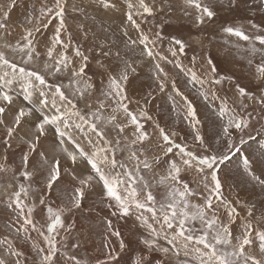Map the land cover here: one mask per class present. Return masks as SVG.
I'll use <instances>...</instances> for the list:
<instances>
[{"label": "snow or ice", "instance_id": "obj_1", "mask_svg": "<svg viewBox=\"0 0 264 264\" xmlns=\"http://www.w3.org/2000/svg\"><path fill=\"white\" fill-rule=\"evenodd\" d=\"M157 2L161 7H157ZM182 2L184 15L192 16V10H194V21L197 24L203 25L217 15L216 10L203 0H182ZM240 2L241 0H227L226 6L229 9L236 8ZM243 2L247 4L248 0H243ZM100 3L108 9L117 7L116 0H100ZM16 4L17 0H8L6 5H0V31H8L10 13ZM252 4L258 10L264 11V0H252ZM166 7H170V4L165 5V0H150V2L148 0H126V20L140 34L137 39L129 37L125 47L142 46L141 56L152 60L157 58L167 60L166 56L154 51L157 41L163 39L161 32L156 31L152 36L145 34L141 31L136 19L137 17L141 20L153 17L165 11ZM65 11L66 0H45L38 15L29 14L26 17L29 26L24 27L16 44H6L5 47L12 52L26 56L25 63L32 61L35 56L39 55L36 34L46 29L53 19H57L59 23L55 28L51 43L45 45L46 55L51 63L45 62L44 69L50 74L67 70L70 73L68 87L72 89V95L83 100L85 108L90 111L82 113L77 103L66 94L64 87L59 84H50L40 71L18 66L6 56L4 51H0V127L4 129L0 144L6 151L12 149V141L20 130L26 124L31 125V130H25L24 135L20 136V141L26 145V150L21 155L19 176L30 181L36 175L35 170H29L30 157L36 153L41 137L47 136L51 130L57 139L58 152L69 162V167L62 169L59 158L49 161L45 153L40 152V167L47 166L45 190L51 191L54 185L63 179L62 172L68 173L69 183L72 184L68 211L73 208L79 209L85 198V190L96 184L102 187L107 201L106 207L113 209L112 216L128 217L139 213L136 219L146 229L147 235L140 237L139 243L143 245L142 255L137 256L134 264H153V261L148 258L151 253H159L167 258H157L155 264H171L173 258L176 264H264V214L258 218L255 214L256 206L245 204L243 211L246 216L243 231L238 237L235 236L232 226L240 216V211L235 206L240 201L234 202L223 197V185L216 168L217 164H222L229 159V153L234 148L239 152V148L233 142V135L234 132L243 133L250 127L251 113L242 115L230 110L227 104L220 105L215 115L223 123L215 141L218 147L213 148L205 142V138L197 129L201 121L195 106L180 90L176 81L169 79V73L165 68L157 62L152 72L157 90L164 93L170 87L171 92L167 94V98L171 102L173 112H176L178 108L175 97L180 98L182 102L179 105L180 115L195 130L193 142L201 149V152L197 153L186 144L177 143L174 139L176 133L167 132L159 123L155 124L153 133H149L145 128V123L142 122L153 119L147 109L140 107L137 111H133L129 108L131 101L126 86L130 75L136 72V67L132 61L122 57L119 50L113 53L111 49H101L103 57L109 58L114 55L119 64L116 69H113L111 64L106 65L97 60L102 70L101 75L107 78V85L101 91L100 96L95 98L96 107L93 109L90 100L91 89L94 85L84 79L89 69V57L84 55L79 47H76L73 52L74 56L79 58L77 64L67 54L71 35L69 34L68 41L62 39L61 36V33L66 30ZM251 27L256 28L257 25L252 24ZM223 31L241 41L250 42L255 39L261 46H264V34L252 37L245 34L242 28L234 26L225 27ZM123 34L127 37L128 31L125 30ZM171 44L169 51L172 56H176L177 51L183 53L186 48L185 43L175 37L172 38ZM257 52L264 57V47L258 49L253 44L250 53L255 55ZM193 62H195V57H193ZM248 63L251 65L252 60L249 59ZM207 64L208 72L213 77L212 82L221 84L226 77L215 78L217 73L215 64L211 59L207 60ZM176 67L190 77L188 83L201 85L205 83L195 71H185L180 64ZM256 73L264 83V58L256 65ZM17 81L20 82L21 89L18 93L13 89V84ZM235 87L239 97L245 100H255L264 109V95L257 98L244 87L239 85ZM34 92L39 93L35 101L33 100ZM200 95L205 101L208 100L207 93L201 92ZM20 96L23 101L27 102L26 105L16 103ZM137 104H139L138 101ZM244 107L246 109L247 105ZM106 108L111 109L107 117L103 114ZM34 116L35 120H31L30 118ZM108 125H111V129L106 131ZM129 127L132 128L131 137L127 135ZM111 130L116 131V138L109 137ZM157 130L159 141L153 146L152 137ZM121 138L124 141L123 146ZM243 142L241 137L240 143ZM219 146L225 148L226 151H220ZM125 150L128 152L127 159L136 162L131 169L126 163L118 160L116 155L117 151ZM149 153L152 155L149 156ZM161 153L164 157L172 154L173 158L163 160ZM175 157H179V160ZM162 164L166 165L163 174L156 173L155 167ZM243 164L246 168L249 166L250 161L247 156L243 157ZM81 165L83 168L80 167ZM6 170L4 165L0 164V172ZM142 171L151 172L154 176L158 175L159 178L155 180V184L165 187L164 198L159 204L151 190L154 184L141 174ZM187 172H192L198 182L203 184L201 192L194 191L189 183L182 179L181 173ZM253 181L258 183L264 191V175L254 176ZM28 194V188L20 184L19 190L14 191L9 197L8 206L13 207L14 205L15 210H18L13 226L19 225L16 228L18 234L27 233L31 229L43 238V244L47 247L36 242L31 244L32 250L40 257L36 264H59L58 241L56 236L51 234L55 232L59 235L58 228H64L61 213L65 209L64 207L54 209L46 206L50 223L47 225L46 232L40 231L33 219L34 206L25 204L21 198L22 195L27 198ZM198 197L199 202H193ZM39 203L45 205L46 202L41 197ZM262 207H264V202H262ZM221 209H223L222 212ZM196 222L200 225L199 234H195L193 228L189 227L190 224ZM70 228L71 226L65 231H70ZM107 230L117 238L121 235L118 230L113 229L111 220L107 221ZM163 242H166L167 246ZM0 245H6L3 250L6 255H0V264H21L20 257L24 253L11 240L0 239ZM79 246L78 243L72 244L73 248ZM105 247L108 248L109 244L105 243ZM124 248L125 243L123 239H120V251ZM11 257L16 259L13 261ZM67 260L72 264H81V260L75 255L67 256ZM118 261L119 254L115 249H111L107 253V259L98 261L97 264H112Z\"/></svg>", "mask_w": 264, "mask_h": 264}, {"label": "rangeland", "instance_id": "obj_2", "mask_svg": "<svg viewBox=\"0 0 264 264\" xmlns=\"http://www.w3.org/2000/svg\"><path fill=\"white\" fill-rule=\"evenodd\" d=\"M7 2L8 0H0V5H6ZM203 2L213 7L217 12L213 20L206 21L203 25L195 23L194 10H192V16L184 15L182 0H165V5L170 4V7H166L165 11L153 17H146L143 20L139 17L136 18L141 31L145 34L152 36L156 31L161 32L163 39L157 41L154 51L166 56L167 60H159V58L152 60L146 56H141L142 46L125 47L129 37L137 39L140 34L126 20V0H116L117 7L112 9L104 8L100 0H66V30L61 33V36L62 39L68 41L69 34L71 35L70 48L67 54L77 64L79 58L75 57L73 52L76 47H79L84 55L89 57V69L86 71L84 79L94 85L91 89L92 97L90 100L93 109L96 107L95 98L100 96L101 91L107 85V78L105 75H101L102 70L99 68L97 60L106 65L111 64L113 69H116L119 64L114 55L109 58L103 57L101 49H111L113 53L119 50L121 56L132 61L136 67V72L130 75L129 83L126 86L131 101L129 108L133 111H137L140 107L147 109L153 119L142 122L145 123V128L149 133H153L155 124L159 123L167 132L174 131L176 133L174 139L177 143L186 144L197 153H200L201 149L196 147L193 142L195 130L180 115L179 105L182 103L180 98L175 97L178 108L176 112H173L171 102L167 98V94L171 92L170 87L164 93L157 90V85L152 77L155 63L158 62L165 68L169 73V79H174L180 90L191 100L201 121L197 125V129L205 138V142L212 145L213 148L218 147L215 141L223 123L215 115L220 105L227 104L230 110L242 115L251 113L250 127L245 129L243 133L234 132L233 135V142L239 148V152L234 148L229 153L228 160L216 165L218 176L223 185V197L234 202L240 201L239 204L235 205L240 211V216L232 226L234 235L238 237L243 231V222L246 216L243 211L245 204L256 206L255 214L258 218L264 214V207H262L264 191L261 190L258 183L253 181L254 176L264 175V109L255 100H245L239 97L235 86L244 87L257 98L264 95V83L261 82L256 73V65L261 63L264 57L260 52L255 55L250 53L253 44L258 49L264 46H261L255 39L250 42L241 41L237 37L225 33L223 29L225 27H239L245 31V34L252 37L257 34H264V11L258 10L252 4V0H248L247 4L241 0L239 6L232 9L226 6L227 0H223V3H221V0H203ZM43 3H45V0H17L16 6L10 13L8 31H0V51H4L6 56L17 63L18 66L25 67L28 70L40 71L50 84H59L64 87L66 94L77 103V107L82 113L90 111L85 108L83 100L72 95V89L68 87L70 73L67 70L50 74L44 69L45 62L51 63L46 55L45 45L51 43L55 28L59 23L57 19H53L46 29H42L39 34H36L39 55L35 56L32 61L25 63L26 56L12 52L5 47L6 44H16L24 31V27L29 26L26 17L29 14L38 15ZM157 7H161L159 2H157ZM252 24L257 25V27L252 28ZM125 30L128 31L127 37L123 34ZM173 37L182 40L186 45L184 52L177 51L176 56H172L169 51V48L172 47ZM193 57H195V62H193ZM208 59H211L217 68L215 78L226 77L221 84L212 82L213 77L208 72ZM249 59L252 60L251 65L248 63ZM177 64H180L185 71H195L205 83L203 85L188 83L190 77L181 72L176 67ZM13 89L17 93L21 91L19 81L13 84ZM201 92L208 94L207 101L200 95ZM149 93H151V96H149ZM213 93H215V96H213ZM38 94V92H34V101ZM137 101L139 104H137ZM16 103L27 104L26 101H23L22 96L17 98ZM245 105H247L246 109ZM110 112V108L103 110L105 117ZM30 119L35 120V116ZM101 123L103 124V122ZM110 129L111 125H108L105 130ZM25 130L30 131L31 125L26 124L20 130L17 137L12 141V149L6 151L4 146L0 144V164H3L7 169L0 172V239L7 238L11 240L24 253L20 257L21 264H36L40 260V257L31 248L33 242L47 247L46 244H43V238L39 236L38 232L29 229L27 233L21 232L18 234L16 228L19 225L15 224L13 226L18 210H15L14 205L13 207L8 206L9 197L14 191L19 190L20 184H24L28 188L29 194L27 198L23 195L21 198L25 204L34 206L33 219L40 231L46 232L47 225L50 223L46 206H51L54 209L64 207L65 209L61 213L64 228H58L59 235H56L55 232L51 234L56 236L58 241L57 259L59 264H72L67 260V256L71 255H75L77 259L81 260V264H97L98 261L107 259V253L111 249H115L119 254V261L112 262V264H134L137 256L142 255L143 245L139 243L140 237L141 235H147L146 229L136 219L139 213L128 217L112 216L113 209L106 207L107 201L102 187L96 184L85 190V198L79 209L73 208L68 211L67 208L72 193V184L69 183L68 173L62 172L63 179L54 185L51 191L45 190L47 166L40 167V152H44L49 161L59 158L62 169L69 167V162L58 152L57 139L51 130H49L47 136L41 137L36 153L30 157L29 170H35L36 175L30 181L24 180L19 176V172L21 171V155L26 150V145L21 143L20 136L24 135ZM131 131L132 128L129 127L127 130L129 137H131ZM3 135L4 129L0 127V137ZM109 137L116 138V131L111 130ZM241 137L243 143H240ZM152 139L153 146H155V143L159 141L158 130ZM123 144L124 141L121 138V145L123 146ZM219 150L226 151L222 146H219ZM116 155L118 160L126 163L129 169L133 168L136 163L127 159V150L117 151ZM151 155L152 153H149V156ZM245 156L250 161L247 168L243 164V157ZM161 158L167 160L173 157L172 154L164 157L161 153ZM175 158L179 160V157ZM80 167L83 168V165ZM165 167L166 165L163 164L155 167V172L163 174ZM141 174L154 184L151 190L157 197L159 204L164 198L166 189L164 186L155 184V180L159 178L158 175L154 176L153 173L147 171H142ZM181 177L189 183L194 191L199 193L203 190V184L198 182L197 177L192 172L181 173ZM41 197L45 200V205L39 203ZM193 202H199V197ZM222 211L223 209H221ZM108 220L112 221L113 229L120 232L119 238L108 232ZM69 226H71L70 231H65ZM189 227L193 228L195 234H199V222L190 224ZM169 235H171L170 232ZM120 239H123L125 243L123 251L119 249ZM73 243H78L80 246L73 248ZM105 243L109 244L108 248L105 247ZM163 243L167 246L166 242ZM5 247L6 245H0V255H6L3 251ZM249 250L251 251V249ZM148 258L153 261V264H155L157 258L167 259L159 253H151ZM10 259L14 261L16 258L11 257ZM171 264H176L175 258H173Z\"/></svg>", "mask_w": 264, "mask_h": 264}]
</instances>
